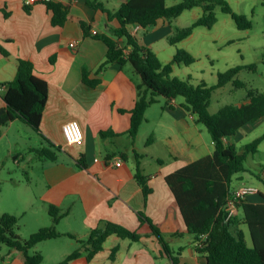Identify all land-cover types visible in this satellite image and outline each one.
Segmentation results:
<instances>
[{"label": "crops", "instance_id": "0c3cea01", "mask_svg": "<svg viewBox=\"0 0 264 264\" xmlns=\"http://www.w3.org/2000/svg\"><path fill=\"white\" fill-rule=\"evenodd\" d=\"M103 1L106 7L115 9L124 0ZM64 3L70 6L68 20L63 26H56L52 23V12L42 0L31 3H26V0H0V108L6 106L8 82L16 77L19 59L32 61L36 75L49 83L48 101L41 122L42 134H38L48 147L54 148L52 150L61 147L57 159L50 160L37 152V149L45 147L42 141L39 147L30 145L29 151L35 153L44 165L42 177L16 178L12 182L20 187L22 184L31 186L34 195L29 199L40 200L47 208L53 204L69 209L61 221H77L85 231L71 232L77 237L68 236L75 240V246L66 252L63 260L80 247L78 239L86 238L101 220L122 224L142 235L140 240L134 241L113 234L105 241L103 250L91 260L87 259V251L83 248L82 254L68 264H207L206 257L195 248L194 235L188 231L166 176L211 154L213 141H207L203 125L197 122L196 115L186 109L185 99L179 98L171 100L173 108L162 106L154 119L151 118V105L146 112V120L133 139L129 134L131 109L138 97L139 78L132 73L130 66L123 68L119 63H111L101 74H97V69L105 61L107 46L103 41L85 35L81 25V21H85L92 32L104 33L119 27L120 22L109 19L104 11L90 7L86 0H65ZM26 5L31 8L29 13L25 10ZM188 11L192 12L194 21L203 14L200 6ZM188 11L171 21L160 19L148 28L134 24L129 30L160 58L158 42L168 40L177 27H186L178 24L177 20ZM73 41H76V47L70 46ZM173 56L168 60L160 59L166 63ZM84 70L90 79L99 78L101 82L94 87L85 83ZM72 119H77L84 131V142L80 145L67 144L63 133V124ZM17 122L22 121L14 120L0 127V142L6 137L10 152L22 154L19 140L12 134L13 128L22 127ZM148 124H152L148 137L150 141L147 142V138L139 148L140 131ZM107 130L117 135L102 137L101 131ZM82 155L86 168L77 163ZM137 158L152 188L147 199L135 176ZM119 159H122V164L117 166L115 162ZM236 179L240 183L232 192L247 187L241 173ZM253 190L247 199L263 202L260 193L264 191L260 188ZM230 211L239 216L238 228L247 240L249 228H245L243 217H240L242 208L234 204ZM5 212L19 215L16 210ZM140 212L162 230L172 255L178 257L177 263L163 249L150 224L140 221ZM23 213L26 215L25 211ZM34 220L40 221L36 213ZM247 243L252 245V238L251 244L248 240ZM115 247L117 251L112 257ZM0 259V264H25L23 251L2 243Z\"/></svg>", "mask_w": 264, "mask_h": 264}, {"label": "trees", "instance_id": "16d2710c", "mask_svg": "<svg viewBox=\"0 0 264 264\" xmlns=\"http://www.w3.org/2000/svg\"><path fill=\"white\" fill-rule=\"evenodd\" d=\"M44 3L52 12V23L63 26L69 17V4L57 0ZM86 3L94 9L106 12L109 19H117L120 22L119 27L98 33L92 32L91 26L81 21L85 35H91L107 46L105 61L97 69V74H101L109 64L119 63L123 68L130 66L132 73L139 78L138 97L131 109V137L136 138L146 120L148 108L158 102L160 96L166 98L163 107L170 108L174 107L171 100L179 96L184 97L186 109L196 115L197 122L204 125L211 135L214 143L211 154L166 176L188 231L194 235L197 252L206 257L207 264H264V193H260L263 202H251L245 197L235 203L243 210V223L249 228L252 245L247 243L244 232L238 228L239 216L230 211V201L234 196L232 182L238 174L246 171L245 161L250 154L258 151L264 135L244 145L241 150L233 140L245 125L256 126L264 123V93L250 89L245 102L227 104L218 112L212 113L209 108L214 90L229 82H233L237 87H244L245 83L237 76L246 66L239 65L219 72L217 83L214 85L210 86L205 81L194 84L191 82V76L185 80L173 75L175 66L191 65L196 61L189 50L177 48L173 58L164 63L129 30L134 24L148 28L156 25L160 19L171 21L184 11L199 6L203 8V14L190 26L177 27L168 37L171 44L182 42L191 36L198 26L212 28L218 21L215 12L217 6L231 15L239 29L252 28L253 21L246 14L236 12L228 0H181L172 5H168L166 0H124L115 9L106 7L103 0H86ZM25 10L29 13L31 8L26 5ZM247 67L253 69L255 65ZM83 79L93 87L101 82L99 78L90 79L86 70ZM8 86L5 94L6 106L0 108V127L20 120L42 134L41 122L48 101L49 83L36 75L32 61L19 59L16 77L8 82ZM100 134L102 137L117 135L111 130L101 131ZM149 141L150 138L147 142ZM56 148L57 151L45 146L37 149V152L44 158L56 160L61 147ZM77 163L87 167L83 155L78 158ZM135 176L147 199L152 188L142 173L138 158ZM48 210L52 223L39 228L28 238H23L17 231L20 216L7 212L0 215V243L23 251L25 264H41L44 261V255L40 251H34L38 243L62 236L77 238L71 232L63 233L58 229V224L68 214L69 209L64 210L50 204ZM139 218L141 222L150 224L163 249L172 255L159 226L143 212L139 213ZM113 234L134 241L140 240L142 236L138 231L122 224L101 220L86 238L78 239L80 247L70 253L63 263L68 264L70 260L80 256L83 248L87 251V259L91 260L103 250L105 241ZM116 251L117 247L113 249L112 257ZM172 258L177 263L178 257Z\"/></svg>", "mask_w": 264, "mask_h": 264}, {"label": "rangeland", "instance_id": "374dc122", "mask_svg": "<svg viewBox=\"0 0 264 264\" xmlns=\"http://www.w3.org/2000/svg\"><path fill=\"white\" fill-rule=\"evenodd\" d=\"M166 1L171 5L181 0ZM228 2L236 12L246 14L253 21L252 28L239 29L231 15L223 12L217 6L215 12L220 21L212 28L198 26L193 34L181 43L171 44L167 39L158 42L161 59H170L180 47L189 50L195 56L196 61L193 64L175 66L173 72L174 76L185 80L191 76V82L194 84L205 81L210 86L214 85L217 83L219 72L239 65L246 66L237 76L245 83L244 87H237L233 82H229L224 87L214 90L209 108L212 113L218 112L224 105L245 102L250 89L264 93V2L263 0H228ZM191 13L186 12L180 20H177V23L190 26L194 21ZM252 64L255 65V68L247 67ZM177 98L184 99L182 96ZM165 102L166 98L160 96L159 101L152 105L151 118H155L154 116L161 111ZM17 124L22 127L13 128L12 134L17 136L22 154L10 152V144L6 137L0 142V215L6 210L9 212L16 210L18 216H21L17 231L24 238H28L39 228L49 226L52 222L51 216L44 202L29 199V196L34 195L31 186L27 184H22L21 187L16 186L12 179L42 177L44 165L38 160L37 155L30 152L28 148L30 145L39 147L41 141L45 146L48 144L28 124L23 122H17ZM151 125L148 124L140 131V139L137 144L139 148H142L149 137ZM203 129L207 141L211 143L212 138L209 131L204 125ZM263 135L264 123L256 126L246 125L233 141L241 150L244 145ZM245 166L247 170L241 173L244 177V185L251 189L260 188L264 191V140L259 145L258 151L248 156ZM239 183L240 180H234L232 189ZM23 211L26 212V215ZM22 213L23 215H21ZM35 213L40 217V221L34 220ZM240 217H243V212ZM77 223L74 220L64 219L58 229L64 233L75 230L84 233L85 231ZM73 225L77 227H73ZM247 240L251 244L248 230ZM73 246H75V240L68 236H62L38 243L34 251L43 253L44 261L41 264H64L63 261L66 258L64 260L63 258L66 252L74 248ZM0 262H2L1 259Z\"/></svg>", "mask_w": 264, "mask_h": 264}, {"label": "built area", "instance_id": "2783aa9c", "mask_svg": "<svg viewBox=\"0 0 264 264\" xmlns=\"http://www.w3.org/2000/svg\"><path fill=\"white\" fill-rule=\"evenodd\" d=\"M34 1H37V0H26V3H31ZM42 1L45 2V1H51V0H42ZM57 1L64 2L65 0H57ZM70 46L76 47L77 46L76 41L71 42ZM62 129H63V133H64L67 144L80 145L84 142V131H83V128L80 122L77 119H72V120L67 121L66 123L63 124ZM115 164L117 166H120L122 164V159H119L118 161H116ZM253 192L254 190L248 187H242L240 189H237L236 191H234V196L230 201V207L231 205H234L236 201H238L239 199L245 198L247 197L248 194H251Z\"/></svg>", "mask_w": 264, "mask_h": 264}]
</instances>
